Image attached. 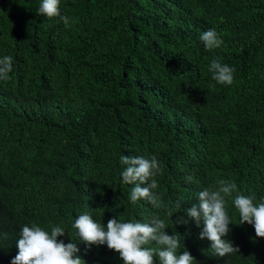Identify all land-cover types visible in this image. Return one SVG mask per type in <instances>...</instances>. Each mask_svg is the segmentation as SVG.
I'll return each instance as SVG.
<instances>
[{"label":"trees","instance_id":"trees-1","mask_svg":"<svg viewBox=\"0 0 264 264\" xmlns=\"http://www.w3.org/2000/svg\"><path fill=\"white\" fill-rule=\"evenodd\" d=\"M41 3L0 0V59L13 58L0 79V264L32 224L63 227L57 240L75 242L85 264H124L79 239L72 224L85 212L105 227L158 214L194 264H264V238L239 224L235 193L223 238L239 252L220 257L202 224L176 223L219 180L264 202V0H60L67 26ZM210 28L220 48L200 39ZM213 59L235 68L231 85L212 78ZM122 155L157 157L164 209L130 202Z\"/></svg>","mask_w":264,"mask_h":264},{"label":"clouds","instance_id":"clouds-1","mask_svg":"<svg viewBox=\"0 0 264 264\" xmlns=\"http://www.w3.org/2000/svg\"><path fill=\"white\" fill-rule=\"evenodd\" d=\"M38 13L48 18L58 17L65 26L70 22V17L61 15L60 0H42ZM200 39L208 50L220 48L223 44L221 35L210 28L203 32ZM13 67V58L4 56L0 59V79H10ZM208 70L212 78L220 84L231 85L234 79L235 68L219 59H213ZM120 163L126 167L121 173L122 182L134 185L128 199L132 204L139 200H147L154 209H164L166 205L160 193L155 191L158 182L155 177L162 174L163 165L155 155L149 157L126 156L120 157ZM189 181L192 177H187ZM217 186H209L198 193V204L185 208L184 217H180L176 223L188 224L193 221L199 228L201 240L207 239L211 243L216 255L224 257L227 254L239 252L233 242L225 239L231 231L229 225L233 224L226 210L227 198L233 197V203L239 212L240 223L252 225L256 236L264 238V202L255 203V194L244 195L238 191L234 180H219ZM264 201V197L260 198ZM181 202L176 203V209H181ZM177 212V211H175ZM175 212L169 211L171 217ZM186 217V218H185ZM72 227L78 230L79 239L87 245H107L108 249L120 254L124 264H154V256L159 258L160 264H194L195 258L187 250L182 254L181 236L179 233L167 234L169 226L158 214L145 221L129 220L121 221L117 218L108 220L106 227L85 212L75 218ZM65 229L59 225L51 227L50 232L37 224L24 225L20 231L16 246L17 255L11 264H85V261L77 255L79 248L75 242L65 244L57 237L64 236ZM154 244L155 247L147 245Z\"/></svg>","mask_w":264,"mask_h":264}]
</instances>
